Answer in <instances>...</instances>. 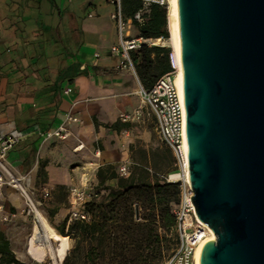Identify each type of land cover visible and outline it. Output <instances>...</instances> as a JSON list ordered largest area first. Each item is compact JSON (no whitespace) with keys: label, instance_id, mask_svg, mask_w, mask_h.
Returning a JSON list of instances; mask_svg holds the SVG:
<instances>
[{"label":"crops","instance_id":"1","mask_svg":"<svg viewBox=\"0 0 264 264\" xmlns=\"http://www.w3.org/2000/svg\"><path fill=\"white\" fill-rule=\"evenodd\" d=\"M122 8L128 34L141 38L138 28L151 8L143 23L134 20L144 9L140 1L122 0ZM115 11L116 0H0V139L17 138L8 164L37 199L48 194L40 207L57 231L78 208L70 188L91 190L100 183V169L147 167L132 154L138 144L147 163L153 147L150 111L139 126L122 120L141 100L138 80L117 69L120 59L111 52L119 43ZM67 114L78 119L67 125L69 137L47 139ZM0 206L15 216L28 202L18 185L6 183L0 186Z\"/></svg>","mask_w":264,"mask_h":264},{"label":"water","instance_id":"2","mask_svg":"<svg viewBox=\"0 0 264 264\" xmlns=\"http://www.w3.org/2000/svg\"><path fill=\"white\" fill-rule=\"evenodd\" d=\"M179 17L201 264H264V0H179Z\"/></svg>","mask_w":264,"mask_h":264},{"label":"trees","instance_id":"3","mask_svg":"<svg viewBox=\"0 0 264 264\" xmlns=\"http://www.w3.org/2000/svg\"><path fill=\"white\" fill-rule=\"evenodd\" d=\"M138 29L144 39L169 38L166 10L152 6L146 23ZM169 51L159 46H143L132 52L138 77L146 88H152L169 71ZM161 163L162 159L154 167L160 169ZM170 165L173 168L167 174L175 172L173 156ZM161 176L157 171L150 174L147 167H136L127 178L120 177L111 168L100 169V189L94 190L100 194V199L85 206L89 220L71 224L67 234V222L62 230L58 229L62 237L69 236L75 240V247L64 264H76L86 245L83 264H99L93 253L105 248L113 250L122 259L107 264H159L165 258V249H168L164 245L168 242L167 236H175L178 245L175 209L180 202L179 184L164 182ZM112 179L117 180L116 187L106 185V181ZM95 242L100 248L93 246ZM132 252L137 254V260L127 258ZM0 264H24L16 258L3 229L0 230Z\"/></svg>","mask_w":264,"mask_h":264},{"label":"built area","instance_id":"4","mask_svg":"<svg viewBox=\"0 0 264 264\" xmlns=\"http://www.w3.org/2000/svg\"><path fill=\"white\" fill-rule=\"evenodd\" d=\"M135 1H140L144 7L143 10L135 14L134 20L136 22L143 23L145 21V12L152 6L157 5L166 10L168 24L170 0ZM112 17L117 24L119 33V43L111 49L112 54L120 59L117 69L130 72L138 80L139 89L137 95L149 109L155 120L156 129L162 143L171 151L174 158L175 172L163 175L161 179L167 183L179 184L180 187V202L175 209V232L179 242L165 264H196V251L211 234L212 230L198 218L191 198L194 196V192L189 178L185 99L182 100L176 83L180 69L182 68L183 70L182 52L181 57H179L176 50L168 43L169 38H131L128 34L129 28L123 13L122 0H116V11ZM155 45L170 50L168 54L169 71L161 76L152 88L148 89L139 80L137 69L132 59V52L140 50L143 46L153 47ZM66 92L70 93L71 89L68 88ZM130 119V115H122L124 122H128ZM77 120L71 114H67L64 124L48 133L46 138L56 137L66 140L69 137L67 125ZM17 143L18 140L14 136L0 139V186L6 183H12L16 186L21 185L7 161L9 153L16 147ZM83 147L84 144L79 142L77 149ZM120 171L123 175H127L125 166H122ZM89 188L88 186L70 188L71 204L78 207L70 213V222L89 220L90 216L85 210L86 204L100 199V194ZM47 196L48 194H45L44 198ZM41 205V202H35V204H32L33 207L30 205V209L34 212V208H38ZM2 210L3 207L0 206V211ZM11 216L14 217V215ZM9 217H6L5 220L7 221Z\"/></svg>","mask_w":264,"mask_h":264},{"label":"rangeland","instance_id":"5","mask_svg":"<svg viewBox=\"0 0 264 264\" xmlns=\"http://www.w3.org/2000/svg\"><path fill=\"white\" fill-rule=\"evenodd\" d=\"M155 46H158V45H155ZM148 112H149V110L141 101V106L137 110H135V112L133 114H128L131 116V119L127 123H132L135 126H139L140 124H142V122H143L142 120H143V118H145L144 116H146V113L148 114ZM147 118H149L147 120H149L148 124H150V128L154 130L153 131V142H152L153 147L149 151V157L147 158V161H149L150 163L149 162L145 163V159H144L145 154L142 151L143 150L142 147H140L138 144L136 145L137 146L136 152H134V154H132V158L136 161L144 160L143 163L146 164V166L150 169L149 170L150 174H154L157 171L160 175H166L168 172H170L169 170H171L173 168V166L170 165L171 160H172V156L169 153V151L167 150L166 146L162 143L159 135L157 134V131L154 129V128H156V125H155V120H154L153 116L148 115ZM161 159H162V163H161L160 169L155 168L154 164H156ZM123 166H125L127 169V175H123V173L120 171L121 167L118 168V171H117L118 175L120 177H123V178L129 177L130 174L133 172V170L136 168V166L130 165V164L129 165L128 164L123 165ZM116 182H117V180H116ZM98 185L92 187V189H94V190L96 188L100 189V187H98ZM116 186H117V183H116ZM24 187L26 188V186H24ZM26 190L34 202H36V203L41 202L42 205L44 204V200H46V198H47V197L44 198L45 195L44 196L39 195V198L37 199V197H36V195L38 194L37 192H35L34 190H32L29 187H27ZM24 198H25V196H24ZM27 202H28V207L24 211H21L19 214L18 213H12V214H15V216L12 217L10 215V217L8 218L7 221L5 220V218L8 217V213L5 211L0 212V230L1 229L4 230L5 236L9 240V242L11 244V248H12V250H13V252H14V254L18 260H20L24 264H40V263L34 261L31 257H29L26 254L28 238L30 237V235L32 233L34 223L37 222V217H36L35 213L30 209V205H29L30 203L28 200H27ZM46 202H47V204L49 203V201H46ZM38 209H40V211L42 213H44L40 206L38 207ZM46 218H47V216H46ZM49 222L52 224V226L55 227L52 220H49ZM76 222L77 221H73V222H70L69 225H66V230H65L66 234L69 231V226L71 224H75ZM62 224H64V223H62ZM59 229L62 230L61 228H59ZM160 232L162 234L164 233L162 230ZM65 237H68L67 239L70 240V242H71V249L68 252V254H69L72 251V249L75 247V240L69 236H65ZM167 238H168V242H164V245L168 246V249H165V251H164L165 258L159 264H165L167 262V260L169 259V257L173 254V252L177 248L176 237L172 236V235H168ZM46 245H48L47 242H46ZM93 246L94 247L97 246L100 248V246H98L97 242H95ZM85 248L86 249H84L82 251V253L79 255V257L76 261V264H83V262L86 260V250H87L88 246L86 245ZM136 255L137 254L135 252H132V253H129L127 255V258L134 260L136 258L135 257ZM93 257L96 259V262L99 264H107V263L113 262L112 260H117V261L122 260L121 257H117L115 255V253L113 252V250H110L109 248H105L104 250L99 249L97 253L96 252L93 253ZM136 260H137V258H136ZM51 264H53V262H51ZM132 264H134V263H132Z\"/></svg>","mask_w":264,"mask_h":264},{"label":"bare ground","instance_id":"6","mask_svg":"<svg viewBox=\"0 0 264 264\" xmlns=\"http://www.w3.org/2000/svg\"><path fill=\"white\" fill-rule=\"evenodd\" d=\"M168 29L170 33L168 43L176 50L179 57H181L182 42L179 17V0H170L168 12ZM176 83L181 98L184 100L182 68L180 69V74ZM18 187L20 188L21 193L29 201L30 205L32 206V204H35L28 194L26 188L22 184L18 185ZM34 213L37 217V222L34 223L32 233L28 238L26 254L40 264L47 263L49 260H53V264H62L63 260L66 259L67 254L71 249L70 240L60 235V233L54 226H52L40 209L37 207L34 208ZM213 240H215V235L212 231L196 251V264H201V255L205 244ZM46 242L48 245H46Z\"/></svg>","mask_w":264,"mask_h":264}]
</instances>
